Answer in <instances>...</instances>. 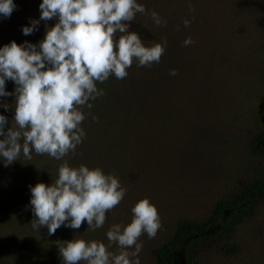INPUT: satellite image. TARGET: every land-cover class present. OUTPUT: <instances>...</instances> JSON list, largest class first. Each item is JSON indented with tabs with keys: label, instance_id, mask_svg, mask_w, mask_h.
Listing matches in <instances>:
<instances>
[{
	"label": "rangeland",
	"instance_id": "374dc122",
	"mask_svg": "<svg viewBox=\"0 0 264 264\" xmlns=\"http://www.w3.org/2000/svg\"><path fill=\"white\" fill-rule=\"evenodd\" d=\"M158 1L156 13L170 22L173 38L182 43L179 55L185 54L188 73L176 83L182 86L174 91L172 104L183 102L190 112L183 116L173 111L171 118L153 121L157 127L151 136L148 131L124 135L133 142L121 149L119 165L108 169L127 191L106 214L104 226L89 230L86 238L108 245L109 228L128 224L131 208L147 198L158 211L161 227L154 238L146 233L139 238L140 264H152L154 250L171 236L178 221L203 223L217 200L233 199L264 172V155L252 158L249 148L250 141L264 132V0ZM13 3L16 7L9 17L0 14V47L28 42L39 51L46 29L58 21L40 19L42 0ZM137 16L129 31L147 43L153 38L149 25L153 19L150 13L142 20ZM31 20L39 24L32 34L24 35L22 28L30 26ZM184 20L190 21L188 27ZM187 38L194 43L185 48ZM15 87L13 81H5L6 92L13 93ZM14 103L13 95L0 97V104ZM0 115L9 121L6 131L14 123V107H0ZM5 163L0 157V245H7V230L14 233L18 228L19 234L18 224L27 213L33 215L30 189L22 193L26 177L33 176L32 163L22 153L10 165ZM109 250L119 251L115 244ZM195 264H264V201L249 218L234 225L228 240L200 248Z\"/></svg>",
	"mask_w": 264,
	"mask_h": 264
},
{
	"label": "clouds",
	"instance_id": "9594fccd",
	"mask_svg": "<svg viewBox=\"0 0 264 264\" xmlns=\"http://www.w3.org/2000/svg\"><path fill=\"white\" fill-rule=\"evenodd\" d=\"M15 7L13 0H0V14L6 18ZM39 9L41 20L58 21L46 29L39 51L28 42L0 47V97L15 96L14 105L0 104L5 110L14 107V123L6 131L9 121L0 115V157L6 166L21 153L31 160L33 151L63 161L51 185L29 186L33 230L46 226L54 235L62 225L79 229L86 221L87 228L95 231L104 226L106 214L120 204L127 190L113 174L83 164L71 167L64 158L75 153L85 137L84 109L90 110V101L104 95L97 82L112 76L125 79L134 62L138 67L159 63L167 40L146 46L137 32L129 31L136 14L146 11L137 0H42ZM189 10L194 11L191 5ZM150 15L157 26L166 23L155 11ZM183 23L188 27L190 21ZM38 24L31 20L23 34H32ZM193 43L187 38L184 46ZM169 74L177 72L172 69ZM6 80L15 83L13 93L5 91ZM131 213L128 224L109 228L108 245L80 238L56 241L63 264H140L138 240L145 233L154 238L161 222L147 198L138 200ZM113 244L118 252L109 250Z\"/></svg>",
	"mask_w": 264,
	"mask_h": 264
},
{
	"label": "trees",
	"instance_id": "16d2710c",
	"mask_svg": "<svg viewBox=\"0 0 264 264\" xmlns=\"http://www.w3.org/2000/svg\"><path fill=\"white\" fill-rule=\"evenodd\" d=\"M137 3L146 9L144 14H136L141 20L146 13L156 12L159 7L158 0H137ZM149 25L153 38L145 42L146 46L161 43L162 38L167 40L160 62L153 63L151 67H138L137 62H134L127 70L125 79L112 76L102 84L97 82V88L102 89L104 95L90 101L93 105L90 110L84 109L86 118L81 127L85 137L75 153H69L64 158L71 167L83 164L90 169L99 167L106 173H111L108 168L119 165L121 149L127 143L133 142L124 137L126 133L148 131L147 135L151 136L152 130L157 127L152 124L153 121H160L167 116L171 118L173 111L183 116L190 112V106H185L183 102L176 106L171 100L174 91L182 86L180 83L177 87L176 83L182 82L185 73L188 74L182 58L185 54L179 55L184 47L173 38L170 22L157 26L153 21ZM172 69L177 72L175 76L169 74ZM92 116L97 120L93 121ZM249 148L252 158L264 155V132L250 141ZM32 159L34 160L27 161L32 163L33 176L26 177L23 187L25 191L22 193H27L29 186L34 187L37 183L51 185L58 178V170H55L54 165L58 168L63 162L48 155H37L34 151ZM20 196L21 194L17 199L20 200ZM29 196L31 199V191ZM263 201L264 172L245 184L233 199L217 200L203 223L178 221L171 236L154 250L152 264H195L200 248L209 243L228 240L234 225L249 218ZM33 219L32 214H26L25 220L18 224L19 234L18 228L14 233L10 229L6 231L8 240L7 245H0V264H63L56 241H70L75 238L89 241L87 233L90 231L86 221L79 229L62 225L54 235H49L46 226L38 231L33 230Z\"/></svg>",
	"mask_w": 264,
	"mask_h": 264
}]
</instances>
